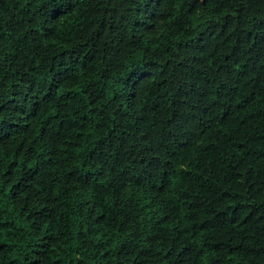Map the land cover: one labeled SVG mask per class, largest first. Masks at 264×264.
<instances>
[{
  "label": "trees",
  "instance_id": "obj_1",
  "mask_svg": "<svg viewBox=\"0 0 264 264\" xmlns=\"http://www.w3.org/2000/svg\"><path fill=\"white\" fill-rule=\"evenodd\" d=\"M0 264H264V0H0Z\"/></svg>",
  "mask_w": 264,
  "mask_h": 264
}]
</instances>
